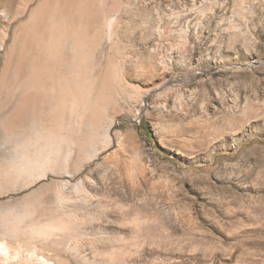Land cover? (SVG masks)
Wrapping results in <instances>:
<instances>
[{
	"label": "rangeland",
	"instance_id": "rangeland-1",
	"mask_svg": "<svg viewBox=\"0 0 264 264\" xmlns=\"http://www.w3.org/2000/svg\"><path fill=\"white\" fill-rule=\"evenodd\" d=\"M0 245L264 264V0H0Z\"/></svg>",
	"mask_w": 264,
	"mask_h": 264
},
{
	"label": "bare ground",
	"instance_id": "bare-ground-1",
	"mask_svg": "<svg viewBox=\"0 0 264 264\" xmlns=\"http://www.w3.org/2000/svg\"><path fill=\"white\" fill-rule=\"evenodd\" d=\"M50 39V38H49ZM53 40V39H52ZM50 46V45H49ZM52 52V51H51ZM53 53V52H52ZM39 56V55H38ZM49 62V61H48ZM34 74H36V73H34ZM33 74V75H34ZM27 76V75H26ZM35 77V76H34ZM32 78H30L29 80H31ZM28 80V81H29ZM59 81V80H58ZM32 83V82H31ZM75 84H76V82H75ZM31 85V84H30ZM33 85V84H32ZM34 86H36V85H34ZM58 86V85H57ZM29 87V86H28ZM28 87H27V90H29L30 88H32V87H29V89H28ZM59 87V86H58ZM26 88V87H25ZM18 92V91H17ZM17 92H15V94H17ZM20 92V91H19ZM49 92H50V90H49ZM59 92V91H58ZM61 92H62V90H61ZM53 93V92H52ZM19 95H20V93H19ZM23 100V99H22ZM9 103V102H8ZM21 103V102H20ZM13 104H14V102H13ZM16 104V103H15ZM7 105V104H6ZM9 105V104H8ZM7 105V106H8ZM10 105H12V104H10ZM7 106H6V108H2V109H5L4 111H6V112H13L15 109L14 108H7ZM19 106H21V105H19ZM12 107V106H11ZM52 109V108H51ZM17 110V109H16ZM55 112V111H54ZM14 113H15V111H14ZM15 115H16V113H15ZM23 115H24V113H23ZM9 116V115H8ZM14 116V115H13ZM6 117V116H5ZM14 118V117H13ZM19 123V122H18ZM15 128V127H14ZM19 126H16V129L17 130H15V132H12V133H16L17 131H19ZM20 130H23L22 128L20 129ZM60 130V129H59ZM24 132V131H23ZM19 133V132H18ZM11 134V133H10ZM20 134H22L21 133V131H20ZM26 134V133H25ZM8 135V134H7ZM6 135V136H7ZM11 135H14V134H11ZM10 135V136H11ZM18 135V134H17ZM19 136H21V135H19ZM19 136H15V137H19ZM28 136V135H27ZM58 137V136H57ZM12 138H14V137H12ZM16 138V139H17ZM20 138V137H19ZM19 138H18V140H19ZM38 138V137H37ZM21 139H26V138H21ZM52 139V138H51ZM15 140V139H14ZM24 140H20V142H22V141H24ZM28 142V141H27ZM49 145H51V144H49ZM62 145V144H61ZM57 147V146H56ZM60 147V146H59ZM51 150V149H50ZM59 151V150H58ZM20 160H23V159H25V163L28 165L27 167H29L27 170H29V171H31L30 173H32V174H34L33 172L34 171H36V168H37V159L35 158V157H32V156H30V157H28L26 154H25V156L24 155H20ZM24 161V160H23ZM24 166V165H23ZM9 167H11V166H9ZM43 167V166H42ZM19 168H20V166H19ZM18 172V171H17ZM27 172V171H26ZM37 172V171H36ZM18 173H20V172H18ZM41 189V188H40ZM49 225V224H48ZM47 226V225H46ZM50 227H52V226H50ZM46 229V228H45ZM48 230V229H47ZM53 229H51V231H52ZM55 234V233H54ZM42 235V234H41ZM53 235V234H52ZM0 251H1V253H0V255L1 254H4L5 255V249H3V247L0 245ZM8 255V254H7Z\"/></svg>",
	"mask_w": 264,
	"mask_h": 264
}]
</instances>
